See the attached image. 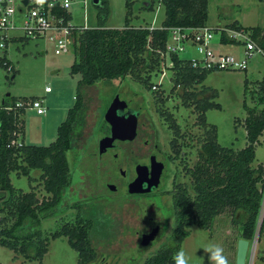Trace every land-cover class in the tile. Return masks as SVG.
Returning <instances> with one entry per match:
<instances>
[{
    "label": "rangeland",
    "instance_id": "374dc122",
    "mask_svg": "<svg viewBox=\"0 0 264 264\" xmlns=\"http://www.w3.org/2000/svg\"><path fill=\"white\" fill-rule=\"evenodd\" d=\"M68 1L66 11L70 14L69 23L75 26L85 23L87 27H122L127 8L130 11L129 25L134 27H158L163 19V6L159 0H128L127 8L124 4L126 0H106V14L102 22L92 0H86L84 5L80 0ZM232 22L243 27L264 29V0H207L204 25L212 30L210 48L215 52L239 57L242 45L237 42L220 43L219 31L213 30L224 28ZM257 39L258 37L253 39L256 44ZM53 48V43L45 37L8 41L4 48H0V57L4 56L12 65V69L8 71L0 66V104L5 97H13L16 101L25 99L28 103L40 100L45 110L40 114L36 113L34 108L25 106L19 115L22 124L19 139L27 145L44 146L52 142L57 126L64 120L67 109L74 103L79 75L69 73V65L73 60L72 52L69 49L56 55ZM191 53L185 51L179 56L188 58ZM163 72L165 75L157 87L163 89L166 96L162 105L175 116L177 124L185 133L181 139L179 156L163 172L159 187L149 194L129 196L124 192L125 186L118 181L111 153L116 152L117 158H120V149L124 146H116L107 155L98 158L96 144L98 138L103 135L102 117L105 108L116 96L129 105H139L138 100L143 99L141 108L146 110L145 115L150 121L157 125L160 145L167 149L169 133L154 110L155 100L152 93L130 75L115 80L97 81L83 89L84 123L73 145L65 152L69 184L62 191L50 214H41L38 223L31 227L49 233L63 223L73 222L77 207L85 217L92 214L93 210L96 211L98 219L105 221L90 233L89 239L95 257L89 264H140L161 246L175 245L170 237L173 217L169 191L173 183H189L190 179L184 167H190L196 159L203 129L193 124L195 115L191 108L180 104L177 96L180 89L175 88L169 92L170 73L167 68H164ZM158 75L153 76L151 81L157 82ZM140 76L144 77L145 74L141 73ZM244 79L247 81L245 94ZM261 82H264V58L260 57L258 61L255 55L246 60L244 69L214 70L206 74L201 85L216 91L212 99L220 108L207 109L204 113L205 121L215 126L216 141L219 145L234 150L244 147L246 139L242 120L245 113L242 101L248 106L256 105V96L261 94ZM45 86L49 87V92H44ZM193 88L197 91L200 84L194 85ZM256 106L263 107L264 103ZM141 139L142 134H139L130 143V148L136 146ZM122 161L120 166L128 169L124 159ZM258 164L264 166V129L257 138L251 166L256 167ZM38 175L39 170L32 169L29 171L31 181L25 176H16L14 172H10L8 176L14 188L24 192L33 190L37 200L49 198L50 195L41 187ZM106 183L115 185L114 193L106 188ZM262 202L263 206L264 183ZM241 216L239 211L233 213L234 221L236 220L233 222L231 210L225 209L213 218L207 229L190 225L177 252L183 249L190 257V264H207L203 249L208 244L215 243L223 247L229 264H234L235 246L239 238L237 221L241 220ZM154 223L159 225L157 235L153 241L141 245V234L149 230ZM254 235L255 232L249 239L245 264H264V232L259 239L257 235L254 239ZM76 260L77 254L64 236L48 240L47 250L40 262L27 260L0 246V264H75Z\"/></svg>",
    "mask_w": 264,
    "mask_h": 264
},
{
    "label": "trees",
    "instance_id": "16d2710c",
    "mask_svg": "<svg viewBox=\"0 0 264 264\" xmlns=\"http://www.w3.org/2000/svg\"><path fill=\"white\" fill-rule=\"evenodd\" d=\"M93 1V0H92ZM163 6V19L158 27H134L129 25V1H125L126 11L124 24L119 28L103 26L86 27L72 32L70 50L73 60L69 65L70 74H78L76 81L74 103L67 109L64 120L57 126L52 142L44 146L27 145L19 139L22 124L19 115L25 104L16 106L13 97H5L0 104V246L11 250L27 260L40 262L47 250L49 239L66 237L68 245L75 250V264H89L95 257L90 243V233L105 220L98 219L93 210L89 216H84L77 207L74 221L63 223L49 233L34 229L41 214H50L58 203L62 191L68 186L70 177L65 152L71 148L75 137L84 123V92L83 89L97 81L120 79L125 75L134 77L153 95L156 111L171 129L174 136H179L178 124L171 114L161 108L164 99L163 89H151L156 83L153 76L161 72L164 43L167 29L172 26H205L207 0H159ZM93 3V2H92ZM100 22L106 14V0H96ZM53 12L69 21L70 14L60 8ZM224 28L243 29L257 39V44L264 48V29L258 27H243L232 22ZM219 31V42L234 43L226 37L222 29ZM169 92L179 88L177 94L183 107H190L194 113L193 124L203 129L196 152V159L190 167H184L190 181L188 184L176 182L170 192L173 228L171 239L174 246L163 245L147 256L140 264H174V256L180 242L187 234L190 225L202 229L210 227L215 216L225 209L233 213L239 211L241 220L237 221L238 236L252 238L258 226L257 238L264 232V204L262 206V187L264 183V166H251L254 158V147L258 136L264 129V82L259 87L260 95L256 96V105L248 106L242 101L245 116L242 126L245 131L246 144L234 150L221 146L216 141V129L213 124L205 121L207 109H219L213 101L216 95L214 89L201 85L206 74L214 71L192 67L189 60L176 54H170ZM4 62V63H3ZM0 66L12 69L9 60L0 57ZM141 73L145 76L141 77ZM246 79L243 80V93L246 89ZM200 84L195 91L194 85ZM158 87V85L156 86ZM245 94V93H244ZM23 103L25 99L20 100ZM9 107L8 109L4 107ZM236 119H234V122ZM103 123V120H102ZM184 136V133L181 134ZM171 141L175 153L179 151L175 139ZM15 141L13 144L11 141ZM19 143V144H18ZM39 170L38 180L49 198L37 200L33 190L21 191L12 186L9 173L25 176L31 181L29 171ZM100 213L99 211H97ZM260 217V219H259ZM259 221V222H258Z\"/></svg>",
    "mask_w": 264,
    "mask_h": 264
},
{
    "label": "built area",
    "instance_id": "2783aa9c",
    "mask_svg": "<svg viewBox=\"0 0 264 264\" xmlns=\"http://www.w3.org/2000/svg\"><path fill=\"white\" fill-rule=\"evenodd\" d=\"M0 0V48H4L8 41H20L21 39L45 37L53 43V53H65L70 49L72 32L86 28L85 23L75 26L65 20L63 16L53 12L54 6L66 10L69 6L68 0ZM85 4L86 0H80ZM85 22V15H83ZM227 38L242 45V53L239 57L231 54L215 52L210 48L212 30L206 26H172L167 29V37L161 52L162 68L158 75L156 86L162 82L164 68L171 66L170 54L189 51L192 52L188 58L192 67L210 70H234L244 69L246 60L256 56L264 58V48L257 45L250 33L243 29L221 28ZM4 63V62H3ZM9 67H7V71ZM154 85L151 89H156ZM49 87H44V92ZM30 106L36 113H44L40 100H32L30 103L17 101L16 106ZM8 109L9 107H4ZM15 141H11L13 144ZM19 144V143H18Z\"/></svg>",
    "mask_w": 264,
    "mask_h": 264
},
{
    "label": "flooded vegetation",
    "instance_id": "af4514ba",
    "mask_svg": "<svg viewBox=\"0 0 264 264\" xmlns=\"http://www.w3.org/2000/svg\"><path fill=\"white\" fill-rule=\"evenodd\" d=\"M120 99V98H118ZM122 100V99H120ZM140 101V104H134L132 103V105L127 104L126 101L125 102V107L123 108V112H133L135 113L136 116V124H135V136L133 139L131 140H114L112 142V146L106 148L102 153H98L97 152V144H96V156L99 158L102 155H107L109 151L113 150L114 148H116V146H124L123 148L120 149V153H119V157L117 158V153L113 152L111 153V155L113 156V161L115 164V168L117 169V173H118V181L121 182L123 184V186H125V190L124 192L126 194H128L129 196L132 195H142V194H149L154 192L158 187L159 184L163 178L162 174L165 171V169L167 168V166L169 164H171L173 161H175L176 157L179 156V152H177V154L174 152L175 151V147L173 148L171 141L174 140V137H176V141L175 144L178 146V148L180 149L182 146V141L181 139L183 138V136H181V134L185 133L184 130H182L180 127H178L179 129V136H174V134H172L171 129L168 128L167 124L164 122V120H162V123L164 124V126L166 127L168 133H169V139L166 142V148L167 149H163V147L160 145L161 141H160V135H159V130L157 128V125L150 121L149 117H147L146 114V110H144V108H141L143 99L138 100ZM153 107L155 112L158 114V112L156 111V107H155V103L153 102ZM161 108L166 112V114H171V112L168 111V109L165 106H161ZM159 115V114H158ZM171 118L175 119V116L173 114H171L170 116ZM161 118V117H160ZM162 119V118H161ZM103 120V117H102ZM176 122V120H175ZM177 123V122H176ZM179 126V125H178ZM102 127H103V135H108L109 134V125L103 120L102 123ZM142 134V139L141 141L134 147H131L132 145H130V143L139 135ZM101 136V137H102ZM100 138V137H99ZM98 138V139H99ZM98 141V140H97ZM153 158L156 162H161L162 163V169L160 172V176H159V182L158 185L148 191V192H144V193H128L126 191L127 188V184L134 179L135 177V167L136 165H141V166H145L146 170L149 172V167H150V159ZM124 159V163H127L128 165V169L122 168L120 165V162ZM123 162V161H122ZM148 174V173H147ZM107 184H112V183H106ZM114 186L113 190H109L106 186V188L110 191V192H115V185L112 184ZM153 227H157V232L155 234V236L158 233L159 230V225L158 224H152L149 227V230H147L145 233H148ZM144 234V233H143ZM155 238V237H154ZM153 238V239H154ZM153 239L151 241H153ZM150 241V242H151Z\"/></svg>",
    "mask_w": 264,
    "mask_h": 264
},
{
    "label": "water",
    "instance_id": "95a60500",
    "mask_svg": "<svg viewBox=\"0 0 264 264\" xmlns=\"http://www.w3.org/2000/svg\"><path fill=\"white\" fill-rule=\"evenodd\" d=\"M96 3V0L92 1ZM23 3L25 1L23 0ZM7 95V94H6ZM2 103V101H1ZM125 102L116 96L105 108L103 120L109 125V134L102 136L97 141V152L102 153L106 148L112 146L116 140H131L135 136L136 116L133 112H123ZM149 172L145 166L136 165L135 177L127 184L128 193H144L154 189L159 182V176L162 169V163L150 159ZM148 173V174H147ZM109 190H113L112 184L106 185ZM263 203V202H262ZM259 222V221H258ZM157 232V227H153L148 233L141 234L139 243L146 245L151 241ZM258 232V226L255 231L254 239ZM249 241L239 237L235 246L234 264H245L246 253Z\"/></svg>",
    "mask_w": 264,
    "mask_h": 264
},
{
    "label": "clouds",
    "instance_id": "9594fccd",
    "mask_svg": "<svg viewBox=\"0 0 264 264\" xmlns=\"http://www.w3.org/2000/svg\"><path fill=\"white\" fill-rule=\"evenodd\" d=\"M207 264H229L228 258L221 245L210 243L204 249ZM174 264H190V257L181 249L174 256Z\"/></svg>",
    "mask_w": 264,
    "mask_h": 264
},
{
    "label": "crops",
    "instance_id": "0c3cea01",
    "mask_svg": "<svg viewBox=\"0 0 264 264\" xmlns=\"http://www.w3.org/2000/svg\"><path fill=\"white\" fill-rule=\"evenodd\" d=\"M151 27H153V26H150V27H148V28H151ZM47 92H49V91H47Z\"/></svg>",
    "mask_w": 264,
    "mask_h": 264
}]
</instances>
